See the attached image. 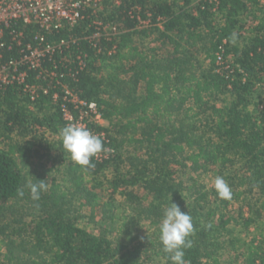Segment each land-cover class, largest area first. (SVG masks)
I'll return each instance as SVG.
<instances>
[{"label": "trees", "instance_id": "obj_1", "mask_svg": "<svg viewBox=\"0 0 264 264\" xmlns=\"http://www.w3.org/2000/svg\"><path fill=\"white\" fill-rule=\"evenodd\" d=\"M183 1H125L109 17L129 30L114 40L117 52L96 53L80 39L73 52L88 54L87 67L60 68L62 82L81 99L97 103L109 124L89 126L103 142L100 153L110 150L107 157H93L92 167L74 165L63 150L59 133L67 123L61 90L41 91L35 101L18 87L0 90V137L9 142L0 153V264H172L157 227L170 202L192 217L187 264H264V17L254 15L261 3ZM132 7L152 24L137 28L128 14ZM250 15L256 25L244 35ZM35 31L30 27L26 34ZM85 32H92L88 24L54 33L48 41L79 39ZM155 43L172 50L163 57ZM11 55L18 53H6V59ZM35 77L31 73L29 82ZM41 130L51 139L38 137ZM41 150L47 155L40 158L57 153L45 173L61 177L46 181L47 190L33 200L27 184L40 179L36 172L28 179L17 156L26 161ZM108 171L111 195L104 206H112L116 195L124 200V209L117 208L110 219H119L120 231L129 234L131 225H148L149 233L132 247L114 245L79 224L85 206L100 205L99 194L88 185L102 183ZM209 171L225 179L230 200L200 183ZM188 174L194 175L185 180ZM236 203L238 218L226 217ZM234 222L246 231L254 227L256 238L248 243L233 237Z\"/></svg>", "mask_w": 264, "mask_h": 264}, {"label": "built area", "instance_id": "obj_2", "mask_svg": "<svg viewBox=\"0 0 264 264\" xmlns=\"http://www.w3.org/2000/svg\"><path fill=\"white\" fill-rule=\"evenodd\" d=\"M125 1L128 0H0V90L18 87L33 101L41 91L47 95L55 89L61 90L64 121L67 125L84 126L94 134L89 126L106 122L97 103L83 100L74 93L62 82L64 75L59 70L62 67L76 66L79 70L87 67L88 54L73 52L80 39L86 40L96 53L111 56L117 52L114 40L129 30L122 21L116 18L111 21L109 17L121 9ZM259 1L264 5V0ZM141 12L139 7H132L128 14L138 21L137 28L150 26L152 20L143 19ZM84 24L92 29L91 34L85 32L82 38L71 37L55 43L48 41L54 33ZM158 25L162 26L161 19ZM30 27L37 31L29 37L26 33ZM111 43L114 44L108 45ZM14 50L18 56L12 54L6 59V53ZM48 63L52 66L48 67ZM31 73H36L34 82H29ZM60 98L55 92L53 99L59 101ZM102 135L104 138L105 134ZM108 152L109 149L97 156L107 157Z\"/></svg>", "mask_w": 264, "mask_h": 264}, {"label": "rangeland", "instance_id": "obj_3", "mask_svg": "<svg viewBox=\"0 0 264 264\" xmlns=\"http://www.w3.org/2000/svg\"><path fill=\"white\" fill-rule=\"evenodd\" d=\"M201 0H192L191 5H197L199 4ZM183 0H180V3H183ZM264 5H259L254 8L255 16L258 17H264ZM258 10V11H256ZM254 15H250L248 18L249 24L244 29V35L252 34L254 31V27L256 23L253 22L252 17ZM154 38V37H153ZM153 47H158V53L160 55H163V57L167 56L168 53L171 52L172 48L169 45H163L161 43H155L152 44ZM108 123L105 122L103 126L108 127ZM38 137H45L47 139H51V136L49 132L46 130H41L38 134ZM15 139H19L15 137ZM9 142L5 140L4 138L0 137V153L6 152L8 150ZM46 146V145H45ZM38 149V145L34 148V150ZM43 154L47 153L44 150H41L39 153L33 152L31 155L28 154V159L26 161L23 160L21 156H17V161L20 163V167L23 171V173L27 176L28 179H32V173L36 172L37 177H39L40 180H46L50 181L53 177H61V173L55 174L52 173H45L46 169H49L53 164V159L56 156V152H54L51 155L46 156L45 158H40ZM44 165V166H42ZM178 171V170H177ZM180 174V173H179ZM45 175V179L42 177ZM190 175L194 174H188L186 176H183L185 180L188 179ZM177 178L178 173H177ZM112 178L111 171H108L103 177H100L99 181L102 182L98 184L96 181L93 183H90L88 185L89 189H92L95 193H98L100 196V205L91 208L90 206H85L81 212L80 215L82 218L80 219V226L87 231L95 234V235H106L114 245H126L129 247H132L133 245H137L140 241V238L137 237H144L146 234L149 233L148 225L147 223H142L139 226H130L131 233L128 232H121L119 229V226L121 224V221L119 219H116L112 221L110 218L116 217L118 215L117 208H123L122 202L124 201L123 198L119 195H116V200L113 202L114 204L110 207H105L104 205L110 201V195L111 190L108 186L109 179ZM216 178V175L213 171H209L206 173L201 174L200 177V183L203 184L207 190L214 189V180ZM140 193H144V191L141 189ZM240 204L236 203L235 205H232L229 207L227 211H225L226 217L233 216L234 218H238L239 211H240ZM121 210L119 214H122ZM262 224H264V218L262 220ZM229 229H233L235 232L233 233V237H239L242 242H251L253 241L258 231L252 227L248 231L244 230L241 225H236L235 222L232 223L229 226ZM229 237V236H228ZM227 257V255H226ZM0 259H2V256H0Z\"/></svg>", "mask_w": 264, "mask_h": 264}, {"label": "clouds", "instance_id": "obj_4", "mask_svg": "<svg viewBox=\"0 0 264 264\" xmlns=\"http://www.w3.org/2000/svg\"><path fill=\"white\" fill-rule=\"evenodd\" d=\"M62 147L74 165L80 168L92 167L90 161L103 150V142L92 134L86 127L69 124L60 130ZM29 182L27 188L33 200H39L42 192L46 191L48 185L46 180ZM214 188L220 199L230 200L232 198L231 188L221 176L214 180ZM18 194L22 197L23 190ZM159 242L162 251L168 256L172 264H187L185 250L192 247L189 237L193 233L192 217L189 212L181 211L178 204L170 202L163 209L162 217L158 224Z\"/></svg>", "mask_w": 264, "mask_h": 264}]
</instances>
